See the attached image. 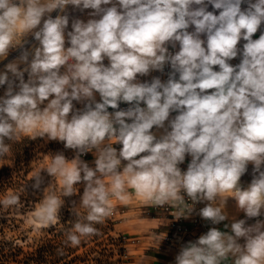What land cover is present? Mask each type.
Returning a JSON list of instances; mask_svg holds the SVG:
<instances>
[{
    "label": "clouds",
    "instance_id": "clouds-1",
    "mask_svg": "<svg viewBox=\"0 0 264 264\" xmlns=\"http://www.w3.org/2000/svg\"><path fill=\"white\" fill-rule=\"evenodd\" d=\"M69 6L89 10L87 20ZM262 29L264 0H0V61L21 50L0 71V157L11 150L6 141L29 134L74 153L52 155L31 179L42 192L41 226H55L64 198L79 196L71 209L87 214L66 238L79 246L98 235L95 225L113 213L109 197L122 199L126 183L146 207L175 208L187 197L189 216L203 204L198 215L212 225L228 220L232 198L245 218L182 242L174 264H264ZM166 68V79L152 75ZM88 153L94 166L81 158ZM42 170L62 179L63 199L44 195ZM223 193L231 195L222 207ZM20 203L13 193L0 206Z\"/></svg>",
    "mask_w": 264,
    "mask_h": 264
},
{
    "label": "rangeland",
    "instance_id": "rangeland-1",
    "mask_svg": "<svg viewBox=\"0 0 264 264\" xmlns=\"http://www.w3.org/2000/svg\"><path fill=\"white\" fill-rule=\"evenodd\" d=\"M87 11L89 10L81 13L69 6L72 17L87 20ZM52 15L55 16L56 13ZM32 43L35 42L29 38L26 47L30 49ZM20 51L13 50L6 60L0 61V71L4 70L5 64L17 58ZM3 92L4 87H0V95H3ZM30 135L21 136L17 142L6 141L11 145V150L6 156L0 157V201L5 195H21V203L18 206L7 210L0 206V264H132L140 260L143 254L139 249V240L135 239V236L122 234L118 224L124 218V210L128 204H131L133 199L138 201L133 197L135 193L127 183L124 185L122 199L114 195L109 197V204L116 206V209L104 223L95 225L98 235L82 237L79 246L72 247L66 243L67 234L73 230V225L87 214L86 209L79 208L80 216L77 217L71 209L70 201L77 200L78 203L79 196L64 198L65 205L60 212V221L55 226H41L35 217L36 210L40 208L39 199L42 198V192H33L31 179L41 168L51 165L52 155L63 152L66 158L71 160L74 153L64 149L63 143L59 141H46L41 138L32 140ZM89 164L94 166L93 162ZM41 175L45 178L42 187H48L44 195L51 194L63 199L62 179L52 178L44 170ZM104 182L111 184V178L105 177ZM76 188H79L82 194L83 186L77 185Z\"/></svg>",
    "mask_w": 264,
    "mask_h": 264
},
{
    "label": "crops",
    "instance_id": "crops-1",
    "mask_svg": "<svg viewBox=\"0 0 264 264\" xmlns=\"http://www.w3.org/2000/svg\"><path fill=\"white\" fill-rule=\"evenodd\" d=\"M251 172L252 168L249 165L248 173L241 177V181L249 184L252 179ZM230 195L231 193L221 194L215 203L223 207V201ZM133 197L137 198L138 201H134L133 199L131 204L125 203L128 204V207L124 210V218L118 223L122 234L135 236V239L139 240V249L142 250L143 255L140 260L132 264H174V257L179 251L180 245H173L170 248L164 247L162 237L167 231L168 221L166 217L164 215L146 214L144 211L147 201L146 198L143 196L138 197L136 194ZM203 206L202 204L201 208ZM224 210L228 215V220L222 222V226L224 231L230 232V227L225 228L224 225H230L235 219H244V213L237 210L235 201L232 198H228ZM200 235L202 234L196 231L185 242L195 240ZM227 263L231 264V259Z\"/></svg>",
    "mask_w": 264,
    "mask_h": 264
},
{
    "label": "built area",
    "instance_id": "built-area-1",
    "mask_svg": "<svg viewBox=\"0 0 264 264\" xmlns=\"http://www.w3.org/2000/svg\"><path fill=\"white\" fill-rule=\"evenodd\" d=\"M259 34L260 32L258 31L253 38L254 39L258 38ZM238 62H239L238 58L236 60H233V64ZM168 71L169 69L166 68L164 74L156 73V75H161L162 79H166L167 78L166 74ZM120 107L126 109L128 105L121 104ZM110 111L112 110L110 109ZM116 147H119V145H117ZM95 155L96 153H88L87 155H84L81 158L87 161L88 163H92L94 161L92 157ZM190 159H191L190 157H186L185 162L182 165H180L182 170H186L187 164L189 163ZM240 183L242 187L246 188L248 186V184L244 181H240ZM185 201L186 203L184 205L175 208H169L168 206L162 208L145 206L144 211L146 214L164 215L168 221L167 231L165 235H163L162 237L163 245L165 248H170L173 245H181L182 242H185V240L188 239L196 231H199L201 234H204L211 227H217L221 231H224L222 222L219 225H212L210 221L203 220L198 215L199 209L201 208L202 204L195 205V210L188 216L189 212L191 211L192 204L190 201L187 200V197H185ZM150 204L151 202L147 200L146 205H150ZM110 206L112 207L113 211L116 209V206L113 205ZM181 215L183 216L180 218H176ZM259 219H264V216L260 217ZM247 222L254 223L255 219L248 220ZM225 264H229V263H227L226 261Z\"/></svg>",
    "mask_w": 264,
    "mask_h": 264
},
{
    "label": "trees",
    "instance_id": "trees-1",
    "mask_svg": "<svg viewBox=\"0 0 264 264\" xmlns=\"http://www.w3.org/2000/svg\"><path fill=\"white\" fill-rule=\"evenodd\" d=\"M74 215L76 216V214L74 213Z\"/></svg>",
    "mask_w": 264,
    "mask_h": 264
}]
</instances>
